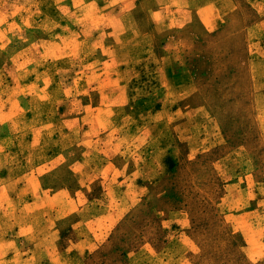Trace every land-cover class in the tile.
I'll return each mask as SVG.
<instances>
[{
    "label": "rangeland",
    "instance_id": "374dc122",
    "mask_svg": "<svg viewBox=\"0 0 264 264\" xmlns=\"http://www.w3.org/2000/svg\"><path fill=\"white\" fill-rule=\"evenodd\" d=\"M0 264H264V0H0Z\"/></svg>",
    "mask_w": 264,
    "mask_h": 264
}]
</instances>
